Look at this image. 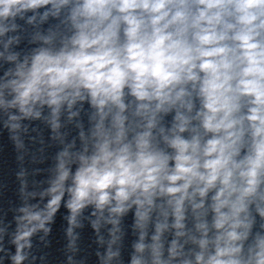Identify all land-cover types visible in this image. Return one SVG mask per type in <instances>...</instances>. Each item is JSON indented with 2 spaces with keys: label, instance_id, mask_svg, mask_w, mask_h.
<instances>
[{
  "label": "clouds",
  "instance_id": "9594fccd",
  "mask_svg": "<svg viewBox=\"0 0 264 264\" xmlns=\"http://www.w3.org/2000/svg\"><path fill=\"white\" fill-rule=\"evenodd\" d=\"M0 44L10 132L45 108L53 131L87 117L0 228V264L34 261L62 208L69 248L85 210L112 226L102 264H124L128 214L127 264H264V0H0Z\"/></svg>",
  "mask_w": 264,
  "mask_h": 264
},
{
  "label": "water",
  "instance_id": "95a60500",
  "mask_svg": "<svg viewBox=\"0 0 264 264\" xmlns=\"http://www.w3.org/2000/svg\"><path fill=\"white\" fill-rule=\"evenodd\" d=\"M55 23L50 20L43 28L46 29ZM34 32V28L24 25L23 30L17 33L21 38L20 43L12 44L9 50L19 52L21 57L29 54L33 47L30 39ZM0 51H4L3 44H0ZM8 66L5 61L0 60V76H3ZM81 120L87 130V117L84 112L74 117L71 122L68 121L67 113L62 112L61 127L53 131L49 110L45 108L40 119L24 120L21 128L12 133L4 126V116L0 115V228H5L10 233L15 228L13 217L19 215V207L37 202L38 197L34 199L31 193H38L47 180L54 176L58 163L57 154L77 137L78 129L75 125ZM13 135L16 140L11 138ZM79 145L77 140V148ZM64 215L65 210L62 208L55 223L50 226V234L45 235L41 231L33 237L31 255L35 260L30 261V264H102L97 252L101 256L104 255L111 239L109 229L112 226L105 223V219H101L97 233L92 227V221L97 217L91 215V209L85 210L84 214L78 217L81 226L73 229L75 245L69 248V237L66 234L69 225ZM120 229L117 235L121 239L113 245V250L122 248L123 261L127 264L131 244L137 238L133 215L128 214L123 218ZM99 237H103V243L99 242ZM5 244L10 247L7 240ZM2 255L3 253H0V256ZM111 264L118 262L112 261Z\"/></svg>",
  "mask_w": 264,
  "mask_h": 264
}]
</instances>
